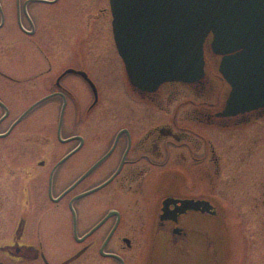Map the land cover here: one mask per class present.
Returning <instances> with one entry per match:
<instances>
[{"label": "flooded vegetation", "instance_id": "1", "mask_svg": "<svg viewBox=\"0 0 264 264\" xmlns=\"http://www.w3.org/2000/svg\"><path fill=\"white\" fill-rule=\"evenodd\" d=\"M108 2L95 20L112 22ZM73 3L0 0V262L146 264L145 245L203 246L220 177L248 168L251 142L236 132L264 107L219 115L231 87L211 34L202 81L143 92L126 76L119 103L120 60L92 64L89 0L77 19Z\"/></svg>", "mask_w": 264, "mask_h": 264}, {"label": "water", "instance_id": "2", "mask_svg": "<svg viewBox=\"0 0 264 264\" xmlns=\"http://www.w3.org/2000/svg\"><path fill=\"white\" fill-rule=\"evenodd\" d=\"M110 5L116 45L134 87L153 92L168 81H202L205 42L212 33V51L221 57L219 70L231 86L219 115L264 107V0H110Z\"/></svg>", "mask_w": 264, "mask_h": 264}, {"label": "rangeland", "instance_id": "3", "mask_svg": "<svg viewBox=\"0 0 264 264\" xmlns=\"http://www.w3.org/2000/svg\"><path fill=\"white\" fill-rule=\"evenodd\" d=\"M73 2V14L77 19L84 12V0ZM99 6H109L108 0H89L86 5V11L92 14L90 60L92 64L111 60V57L120 60L122 68L117 65L118 69L115 68L112 74L116 81L109 83V86L115 91L116 96L113 98L123 103L119 101L123 95H117V92H121V89L123 93L128 91L125 80L127 74L115 44L111 15L101 14L98 20L94 19ZM79 25L75 23L76 28ZM94 30L97 32L94 33ZM111 49L114 52L109 53ZM216 80L215 94L219 95L224 85L218 78ZM182 89L186 90V87L182 86ZM242 134L248 135L251 142L249 159L245 163L248 168L242 169L240 164L234 172L241 176L220 177L219 195L215 199L221 212L218 218L203 217L204 232L208 236L204 237V245L180 244L170 248L165 244L145 245L140 248V253L153 256L146 264H264V114L248 127L247 132H236V137ZM236 137L233 140H237ZM209 239L213 240L216 257L211 263Z\"/></svg>", "mask_w": 264, "mask_h": 264}]
</instances>
